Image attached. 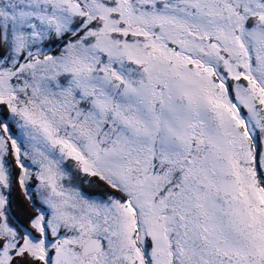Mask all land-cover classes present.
<instances>
[{
    "label": "snow or ice",
    "instance_id": "6c2138e0",
    "mask_svg": "<svg viewBox=\"0 0 264 264\" xmlns=\"http://www.w3.org/2000/svg\"><path fill=\"white\" fill-rule=\"evenodd\" d=\"M0 264H264V0H0Z\"/></svg>",
    "mask_w": 264,
    "mask_h": 264
},
{
    "label": "trees",
    "instance_id": "16d2710c",
    "mask_svg": "<svg viewBox=\"0 0 264 264\" xmlns=\"http://www.w3.org/2000/svg\"><path fill=\"white\" fill-rule=\"evenodd\" d=\"M84 180V178H82ZM86 191H92L95 190L93 188H90L87 184V187H85ZM14 197L16 198V203L20 205V207L17 208V212L23 217L24 216V208L30 207L27 203L26 198L23 196V193L19 191V189H16L13 193Z\"/></svg>",
    "mask_w": 264,
    "mask_h": 264
},
{
    "label": "rangeland",
    "instance_id": "374dc122",
    "mask_svg": "<svg viewBox=\"0 0 264 264\" xmlns=\"http://www.w3.org/2000/svg\"><path fill=\"white\" fill-rule=\"evenodd\" d=\"M82 176H83V175L81 174V177H80V178H81L82 181H83L82 178H84V180H87V179H88L87 177H84V176L82 177ZM85 187H87V183H84V184H83V188H84V189H85Z\"/></svg>",
    "mask_w": 264,
    "mask_h": 264
},
{
    "label": "flooded vegetation",
    "instance_id": "af4514ba",
    "mask_svg": "<svg viewBox=\"0 0 264 264\" xmlns=\"http://www.w3.org/2000/svg\"><path fill=\"white\" fill-rule=\"evenodd\" d=\"M83 177V176H82Z\"/></svg>",
    "mask_w": 264,
    "mask_h": 264
}]
</instances>
